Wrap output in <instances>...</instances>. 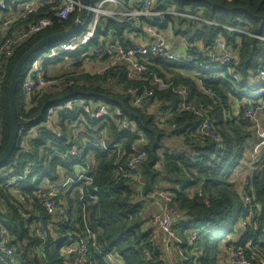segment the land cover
<instances>
[{
  "label": "trees",
  "instance_id": "1",
  "mask_svg": "<svg viewBox=\"0 0 264 264\" xmlns=\"http://www.w3.org/2000/svg\"><path fill=\"white\" fill-rule=\"evenodd\" d=\"M123 1L127 6L138 2ZM156 3L162 10L174 7L177 11L197 13L221 25L264 36V0H156ZM53 7L45 5L36 14L19 20L14 27L17 29L7 31V36L15 32L18 42H14L11 56L0 52L3 62L0 75L5 73V78H0V155L11 135L9 87L18 61L43 38L68 29L81 14L76 11L67 20H62L56 15L57 7ZM48 9L53 25L28 40H22L23 30ZM152 22L163 28L169 23L174 27L178 24L176 32L187 37L191 44L200 41L206 49L211 48L219 35L224 36L236 54L231 64L233 70L231 73L225 70L221 75L203 80L204 86L219 94L221 102L202 92L200 82L190 73L177 71L175 66L162 60H150L148 64L154 76L168 84L164 89L157 88L151 74L135 78L130 76L125 66L116 65L103 74H86L87 81L76 80L71 86L59 85L55 80L53 89L39 90L29 96L28 101L23 81L31 67L30 59L29 66L27 63L24 65L18 83L20 130L16 148L0 166V171L7 170L6 174L0 173V198L5 202L3 212L6 210L5 213L0 212V237L6 235L14 249L11 257L0 254V264H75V255L66 251V244L80 242L89 235L96 237V244L89 245L87 264H166L152 234L143 228L139 203L141 194L147 196L157 190H165L158 187L163 178L174 184L173 194L165 190L173 197L172 207L176 212L184 213L182 220L173 228L176 235L184 236L181 247L186 250L188 258L185 264H218L222 242L226 249L245 246L249 255H252L251 248L256 249L264 258V160L259 169L254 164L255 169L250 173L242 169L241 192L236 181L238 175L228 174L230 169H237L246 157L251 143L249 139L256 129H249L254 123L252 121L230 118L233 115L230 106L235 98L242 100L245 89L264 68V41L224 27L171 15ZM136 26L129 21L101 18L94 42L100 44L101 36L110 32L127 38ZM54 43L47 44L43 50ZM190 49L194 50L192 46ZM68 55L79 61L90 57L64 53L57 62ZM49 66L50 63L46 62L45 70L50 79ZM73 77L76 76L66 74L61 78ZM185 86L191 88L188 100L196 110H178L182 100L179 90ZM131 87L138 88L139 93L144 89L151 91L149 104L135 106V95L129 92ZM72 99H83L95 107L104 104L111 108L112 113L104 117L88 116L86 126L92 135L104 129L108 148H97L91 153L93 182L85 187L84 200L77 185L68 187L59 194L64 200L58 204L60 208L51 213L43 204L42 195L36 192L43 188L44 178L56 182L61 174L73 172L74 161L66 154L75 142L72 141V131L68 135L65 129L71 127L79 112L76 109L69 113L59 111L54 120L48 122L47 109ZM260 116L264 121V111ZM125 120L132 123L131 128L123 127ZM205 120L212 122L221 136L220 142L200 131ZM173 124H176L175 128ZM167 137L182 139L186 147L167 144ZM93 139L89 136L80 138L79 142L86 144ZM139 148L146 150L145 160L137 171L122 175L121 170ZM24 175H27L26 180L19 181L17 186L27 196L31 211L24 208L23 200L9 184L15 176ZM191 187L197 188L194 196L186 193V189ZM245 190L255 196L254 207L259 214L244 227L242 220L250 211L243 198ZM89 195H94L95 200ZM254 221L258 222L257 226ZM36 222L46 228V237L32 232ZM194 233L196 242L193 243L190 237ZM234 234L239 237L230 239ZM250 241L251 247L248 246ZM254 264L261 263L254 260Z\"/></svg>",
  "mask_w": 264,
  "mask_h": 264
},
{
  "label": "built area",
  "instance_id": "2",
  "mask_svg": "<svg viewBox=\"0 0 264 264\" xmlns=\"http://www.w3.org/2000/svg\"><path fill=\"white\" fill-rule=\"evenodd\" d=\"M92 4L88 6V15L82 22L81 28L67 37L64 40L56 41L49 49L38 52L31 60V67L24 78L23 88L29 101V96L39 90L53 89V82L47 77L45 63L52 64L60 55L64 53H91L93 56L102 57L107 55L113 56V61L110 67L123 65L128 69L130 76L142 78L145 75L151 74L153 83L158 89H164L168 84L161 78L154 76L153 71L149 67L150 60H162L167 64L175 66V69L182 72H188L192 77L200 82L201 91L211 95L215 100L221 102L219 94L212 89L203 85L204 79H212L217 75H221L225 70L230 72L233 70L231 64L236 57L223 35H219L211 48H198L200 41L191 44L188 38H184L188 43L181 50H174L170 44L172 41V33L175 31L174 24L169 23L167 27H158L153 24V20L171 15L175 18H184L192 21H202L209 25L224 27L230 31H234L240 35L247 34L264 41L263 35L253 34L246 30L233 26L221 25L213 19H204L200 14L188 11H177L174 7L162 10L159 8L156 0H138L132 2L131 6H126L123 0H92ZM45 5L57 7L56 15L67 20L69 16L76 12L82 11V4L78 0H0V31L6 33L0 46V52H5L8 56L12 55L14 42H18L16 33L11 32L12 36H7V31H13L16 23L21 19H26L39 12ZM59 5V6H58ZM53 7V8H55ZM56 9V8H55ZM49 9L41 13L28 28L23 30L21 34L22 40H28L41 31L53 25V19L48 16ZM101 18H110L120 22H133L137 25L131 32L135 36L128 35L127 38L114 36L111 32V43L107 44L106 39L100 38L101 43L94 42L98 26ZM169 30L170 32H166ZM176 32V31H175ZM183 38V37H182ZM194 50L191 51L190 47ZM202 49V50H201ZM84 52V53H83ZM197 67V68H194ZM3 67V62L0 57V68ZM108 67V68H110ZM107 68V69H108ZM105 69V71L107 70ZM103 72H99L103 74ZM1 79L5 78V73L0 75ZM237 78V77H236ZM65 86H71L75 83L72 78L65 79ZM145 89L139 93L138 88L131 87L129 92L134 93V105L145 106L149 104L151 91ZM182 100L178 105V110H196L195 106L188 100L191 94L190 87H183L179 90ZM245 96L242 100L235 98L234 112L239 113L241 120H249L256 123L255 134L257 136L256 143L264 149V121L260 116V112L264 111V68L254 77L250 86L244 91ZM238 105V106H236ZM76 109L79 113L75 121L71 125L72 141L75 142L72 149L66 154L74 161L73 172L60 175L58 181H52L48 177L43 179V188L36 192L37 195H42L40 198L49 212H55L58 204L61 202L59 194L68 187L77 185L82 192L81 198H85V187L93 182V158H90L94 149H107L108 142L106 139V131L99 129L95 134L87 132V118H101L107 114H111V108L108 105L101 104L98 107L91 105L83 99H72L61 104V106H52L47 109V121L54 120V116L59 111H68ZM238 111V112H236ZM233 113V111H232ZM234 115V113H233ZM253 123V124H254ZM132 123L123 122L124 128H131ZM173 128L176 124L172 125ZM200 131L215 139L221 141V136L218 134L213 124L209 120L203 121L200 126ZM30 132V131H28ZM93 136L94 139L89 143H80V138ZM147 156L145 149H136L126 163L125 169L121 170L122 175H128L137 171ZM90 159V161H88ZM262 165V164H261ZM27 175L15 176L9 182L13 191L23 200L22 205L27 211L32 210V205L29 203L27 196L17 186L19 181L26 180ZM156 196V195H155ZM159 196L164 200L163 210L154 214L152 220L158 224L164 232L170 237L175 238L174 231V214L176 210L172 207L173 197L169 193H161ZM89 198L95 200L94 195H89ZM245 203L250 207L249 215L243 218L242 225L245 227L252 223L259 211L255 209V196L246 190L243 192ZM64 201V200H62ZM65 212V208L62 207ZM27 215V213H26ZM66 220H69L68 218ZM257 226L258 222L254 221ZM32 232L40 237L47 236L46 228L37 225V222L32 226ZM96 237L86 236L80 242H71L66 244V251L75 255V264H87L89 245H95ZM10 239L3 235L0 237V254L11 257L14 249L9 245ZM191 242H196V233L190 237ZM248 246H252V241L248 242ZM252 255H249L245 246H240L231 250L230 264H254V260H258L264 264L258 250L251 248ZM190 264V263H189ZM197 264V263H192Z\"/></svg>",
  "mask_w": 264,
  "mask_h": 264
},
{
  "label": "crops",
  "instance_id": "3",
  "mask_svg": "<svg viewBox=\"0 0 264 264\" xmlns=\"http://www.w3.org/2000/svg\"><path fill=\"white\" fill-rule=\"evenodd\" d=\"M131 3L128 7L131 6ZM175 27L178 28L179 27L178 24ZM166 32H170V31L167 30ZM108 35H111V32ZM128 35L135 36V34H133V32H130ZM171 36H172L173 42H170V44H171L172 48L176 51L181 50V48L185 47L184 46L185 43H188L184 39L186 37L183 34H179L178 32L173 31ZM103 37L106 39L107 44L111 43V36H109V38L108 37L106 38L105 36H101V38H103ZM202 47H204L203 44H200L198 48H202ZM87 55L90 56L89 58H91L93 56L91 53H88L86 55L80 53V58L86 57ZM103 57H106V58L102 59ZM62 58L63 59L61 60V62L64 59L72 61L69 55L64 56ZM72 58L75 59V65H76L77 64L76 58L75 57H72ZM60 59L61 58L57 59L52 64H50L49 73H50V71L53 72L55 70L54 68L50 69V67L54 66L55 63H58L57 61ZM85 59L88 60V58H85ZM94 60H95V62H92V64L96 65L98 67L97 68L98 70H94L93 71L94 73H92V70L90 68H88V72H86V73H89L91 75H93L97 72H103V71H105V69L110 67L111 62L113 61V56L112 55L102 56V57L96 58ZM84 62L85 61H82L80 63L78 62L79 64H82V66H80L78 64L77 65L78 67H76V68H82L84 65ZM71 64H72L71 62L68 63L69 66H71ZM76 72L77 71H74V72L69 71L63 75L69 74V75H75L76 76L77 75ZM50 75H51V73H50ZM76 78H77V76H76ZM172 141H173V145L176 144L177 142H179V144L177 145V147H179V148H185L186 147L185 143L180 138H172ZM241 173H242V171L238 172L237 175H239ZM163 175H164V177H167V175L165 173ZM163 182H165V184H162ZM237 184H238V188L241 192V190H242L241 185L242 184H241V182H239ZM158 187L165 189V190H168L170 193L173 194L172 189L174 187V184L169 183L165 178L162 179V181L160 182V185ZM158 187L156 189H159ZM138 189L141 191V187H139ZM165 190H157V191H155L152 194L147 195V196L143 195V194L140 195L139 203L141 204V222L143 224L144 230H146L147 232L152 234L153 241L156 242V244L160 248V251L162 253V257L166 261V264H185L184 261H186L188 258L186 257V250H183V248L181 247L183 244V241H184V236H182L180 233H178L175 236V238H170L164 232V230L152 220V217L154 214H157L163 210L164 200L159 196V194L165 193L166 192ZM196 191H197V188H193V187L186 189V193L189 196H194ZM166 193H168V192H166ZM4 208H5L4 199L0 198V212L1 213H4L3 212ZM183 215H184V213L180 210L174 214L173 217H174L175 225H177L178 222H180L182 220ZM238 237L239 236L237 234H234V235L230 236V239L235 240ZM231 250L232 249H230V248L226 249L224 243L222 242V246L220 247V250L218 253V264H230ZM186 264H189V263H186Z\"/></svg>",
  "mask_w": 264,
  "mask_h": 264
},
{
  "label": "rangeland",
  "instance_id": "4",
  "mask_svg": "<svg viewBox=\"0 0 264 264\" xmlns=\"http://www.w3.org/2000/svg\"><path fill=\"white\" fill-rule=\"evenodd\" d=\"M6 33L0 31V46H1V43H2V40L3 38L5 37ZM106 38L108 37L109 38V35L105 36ZM35 56V55H34ZM34 56L32 58H34ZM31 58V60H32ZM72 61H69V60H63L62 62H58V63H55L54 66L50 67L51 68H54L55 70L52 72L50 71L51 75L50 76V79L51 80H56V81H59V85H64L66 82L64 81L66 78H61L63 74L67 73V72H74V71H77V78L76 77H73L75 82L77 80L80 81V82H84V81H87V79L84 77L86 74H89V73H86L88 72V68H90L92 70V73H94L93 71L94 70H98L97 66L96 65H93L92 62H95L94 59L98 58L97 56H92L91 58H88V60H81L79 61L77 59V64L75 65V59L70 57ZM106 57H103L102 59H104ZM82 61H85L84 62V65L82 68H76L78 67L77 65L79 64L78 62H82ZM72 63L71 66L68 65V63ZM28 66H29V62H27ZM80 66H82V64H79ZM95 74H100L99 72L95 73ZM93 74V75H95ZM54 76V77H53ZM236 101V100H235ZM234 103L232 102L231 103V106H230V110L233 111L234 115H231L230 118H240V115L239 113H235L234 112ZM155 106V105H154ZM238 106V105H236ZM226 109V108H225ZM238 112V111H236ZM251 128L249 129H255L256 128V123L254 124H251L250 125ZM35 131V130H34ZM65 132L68 134V135H71V127H67L65 129ZM165 141L167 142V144H171L173 143L172 141V138L171 137H167L165 138ZM257 141V136L255 133H252L250 139H249V142L250 145L248 146V151H247V154H246V157L243 159V161L241 162V164L238 166L237 169H230V171L228 172L229 175H237L239 171H242V169L244 171H246V173H250L252 172L255 167H257L258 169L261 167V164L264 160V149L260 146V144L256 143ZM179 144V142H177L176 144H174L175 146H177ZM173 145V144H172ZM248 159V160H247ZM247 160V162L245 163V161ZM243 164H246L249 167H246V165L243 166ZM254 164H255V167H254ZM4 171V172H3ZM3 171H0V173L2 174H6L7 170L4 169ZM41 177V175L39 177H37L36 179H39ZM233 178V177H232ZM237 180V183L241 182L244 180V175L243 174H239L238 177L236 178ZM162 184H165V182H163ZM62 200L61 199V203H62ZM6 212V210H5ZM4 212V213H5ZM8 222V221H7Z\"/></svg>",
  "mask_w": 264,
  "mask_h": 264
},
{
  "label": "water",
  "instance_id": "5",
  "mask_svg": "<svg viewBox=\"0 0 264 264\" xmlns=\"http://www.w3.org/2000/svg\"><path fill=\"white\" fill-rule=\"evenodd\" d=\"M82 4V11L79 18L76 22L70 26L68 29L56 33L51 34L39 42H37L29 51H27L22 58L18 61L12 77H11V84L9 87V104H10V113H11V135L9 142L4 150V152L0 155V166L3 165L12 155L16 148V143L19 135L20 130V121L18 118V101H17V90H18V83L19 78L22 74V70L24 65L38 52L44 49V47L52 42L61 41L72 35L73 33L77 32L81 28L82 22L88 15V6L92 4L91 0H78Z\"/></svg>",
  "mask_w": 264,
  "mask_h": 264
}]
</instances>
